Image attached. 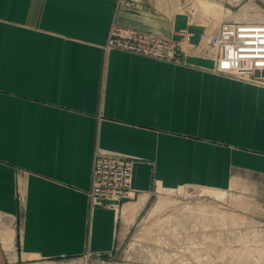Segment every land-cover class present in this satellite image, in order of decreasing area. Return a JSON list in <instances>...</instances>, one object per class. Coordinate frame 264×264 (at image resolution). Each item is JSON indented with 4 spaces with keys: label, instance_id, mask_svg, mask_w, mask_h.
<instances>
[{
    "label": "crops",
    "instance_id": "obj_1",
    "mask_svg": "<svg viewBox=\"0 0 264 264\" xmlns=\"http://www.w3.org/2000/svg\"><path fill=\"white\" fill-rule=\"evenodd\" d=\"M114 13L121 26L174 40L185 26L155 0H0V211L10 214V247L2 241L10 264L108 256L153 181L222 188L240 164L264 166V90L215 75L213 61L196 56L175 64L105 52ZM189 31L195 43L199 30ZM96 149L138 158L135 197L118 213L89 208Z\"/></svg>",
    "mask_w": 264,
    "mask_h": 264
},
{
    "label": "rangeland",
    "instance_id": "obj_2",
    "mask_svg": "<svg viewBox=\"0 0 264 264\" xmlns=\"http://www.w3.org/2000/svg\"><path fill=\"white\" fill-rule=\"evenodd\" d=\"M168 19H183L199 30L184 54L212 61L208 36L228 20L264 23V0H155ZM184 63V55L180 62ZM213 74L264 90V85L233 74ZM97 150V149H96ZM100 150V149H98ZM105 151V150H103ZM135 162L138 158L128 156ZM264 166L242 165L227 174L229 184L210 188L195 184L164 188L153 181L148 203L140 216L120 230L116 249L104 257H77L35 264H264ZM213 190L223 192L213 199ZM201 191H204L201 193ZM210 194V195H208ZM10 214L0 211V257L9 256ZM4 260V259H2Z\"/></svg>",
    "mask_w": 264,
    "mask_h": 264
},
{
    "label": "built area",
    "instance_id": "obj_3",
    "mask_svg": "<svg viewBox=\"0 0 264 264\" xmlns=\"http://www.w3.org/2000/svg\"><path fill=\"white\" fill-rule=\"evenodd\" d=\"M178 40L153 32L141 31L117 24L113 14L104 44V51L122 52L164 62H180L184 47H189L190 35L182 30ZM212 50L213 71L236 74L264 85V23H241L228 20L208 36ZM134 161L126 155L96 150L93 155L89 208L99 207L118 213L135 197L132 190Z\"/></svg>",
    "mask_w": 264,
    "mask_h": 264
},
{
    "label": "bare ground",
    "instance_id": "obj_4",
    "mask_svg": "<svg viewBox=\"0 0 264 264\" xmlns=\"http://www.w3.org/2000/svg\"><path fill=\"white\" fill-rule=\"evenodd\" d=\"M203 192V194H205V192L204 191H201V193ZM210 194H213V199H215V200H218V199H220L221 197H222V195H223V192H221V191H217V190H213ZM210 194H208V195H210Z\"/></svg>",
    "mask_w": 264,
    "mask_h": 264
}]
</instances>
